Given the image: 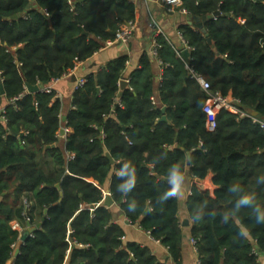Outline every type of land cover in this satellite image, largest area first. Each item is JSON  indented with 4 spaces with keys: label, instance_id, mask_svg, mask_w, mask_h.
I'll list each match as a JSON object with an SVG mask.
<instances>
[{
    "label": "trees",
    "instance_id": "obj_1",
    "mask_svg": "<svg viewBox=\"0 0 264 264\" xmlns=\"http://www.w3.org/2000/svg\"><path fill=\"white\" fill-rule=\"evenodd\" d=\"M181 3L180 11L205 19V34L179 27L190 49L189 65L213 93L229 95L244 111L264 118V0ZM30 6L29 0H0V104L8 102L0 123V264L9 262L19 236L10 223L25 226L24 199L39 220L47 214L13 264H64L67 257L68 264H161L148 247L123 244L122 227L101 204L108 181L123 217L164 246L172 264H182L186 236L179 202L165 199L174 165L184 177L203 180L211 174L217 187L211 197L193 185L185 203L193 220L187 238L194 241L198 263L260 264L264 224L255 216L264 214V133L225 111L209 131L207 96L187 76L184 60L174 59L158 37L156 58L170 62L158 103L150 100L154 82L147 56L118 98L125 58L116 59L74 91L64 151L47 149L57 141L61 103L52 91L32 94L26 86L45 87L91 59L134 19V7L129 0H35ZM162 106L166 122H158ZM125 163L129 168L120 175ZM130 178L133 187L118 190ZM244 196L252 203L238 207Z\"/></svg>",
    "mask_w": 264,
    "mask_h": 264
},
{
    "label": "crops",
    "instance_id": "obj_2",
    "mask_svg": "<svg viewBox=\"0 0 264 264\" xmlns=\"http://www.w3.org/2000/svg\"><path fill=\"white\" fill-rule=\"evenodd\" d=\"M134 7V22L136 25L133 36L128 44L124 45L121 43H115L111 46L102 47L97 53H95L91 59L83 63H78L75 65L73 71L68 75L61 77L58 80L51 81L44 88H47L55 93L56 98L61 103V112H60V129L56 136V143L52 146L58 148L61 151H64L66 139L71 135L72 131L69 129V132L65 133L64 130L66 127V116L69 111L72 109L71 100L72 95L75 91L76 81L80 79H86L89 75L95 74L101 69L105 68L110 62L119 59L125 58L124 70L122 78L120 81L127 82V89L129 87V76L131 73L136 71L139 68V60L142 56H147L151 62V72L153 74L154 82V96L150 98L154 100L156 105L158 97V89L160 88L162 82V75L164 69L170 66V62L164 61L160 62L157 58L153 57L151 54L152 43L156 38L160 37L169 47L170 51L174 55V59H183L182 52L187 48L184 40L182 39L179 31L180 26H187L186 21L181 16L180 7L181 0H172L170 5L162 6L159 3V0H129ZM30 7L32 8L35 0H29ZM155 27H154V26ZM192 28V27H190ZM193 30H197L192 28ZM88 36V35H86ZM181 56V57H180ZM165 59L169 60L170 56L165 55ZM187 74V73H186ZM42 88V87H41ZM124 89V90H125ZM118 94V98L122 91ZM27 91V89H26ZM41 92V91H40ZM28 93V91H27ZM119 104V101H117ZM8 105L7 101H2L0 104V109H4ZM158 106V105H157ZM160 106V105H159ZM162 112L161 118L158 122H166L167 119L164 115L165 109ZM162 117L165 118V121H160ZM65 118V121L63 120ZM0 123H3V120H0ZM27 135V133H24ZM22 145V144H21ZM50 147V146H48ZM47 147V149H48ZM109 155V154H108ZM110 156V155H109ZM66 161L71 159V155L65 154ZM111 158V157H110ZM112 160V159H111ZM113 163V160L112 162ZM114 175H118V172H114ZM193 185H197L202 188V190L208 191L209 195L213 197L214 191L217 187L212 183V175L208 174L203 180H197L186 175L183 179L181 194L179 195V215L178 220L181 228L186 236L182 248V264H199L198 257L196 254L195 248L190 244V239L187 238L190 228L192 226L193 220L190 215H188L185 203L191 194V188ZM109 181L106 182L105 186L101 188L102 192V206L104 207V200L107 196H110L109 193ZM24 212L22 217L24 219V225L22 226L17 220H14L10 223V227L13 224H17V229L19 236L15 243L11 246V258L7 264H13L15 258L20 254L21 248L24 246V241L21 240L23 233L27 232L29 235L35 231L37 224L41 222V219L38 218L37 211L33 210V204L23 200ZM107 208V207H105ZM95 209V207H94ZM111 211L113 215L114 222L122 227L124 232V237L122 239L123 244L127 243H137L141 246L148 247L152 254L156 257L159 263L161 264H172L167 249L162 246L159 242L152 240L148 233L142 231L138 225L130 224L122 215L119 208L113 203L110 208H107ZM32 213V214H31ZM25 216L30 220L33 217V223L30 224L26 222ZM188 221V226L183 227L182 223ZM12 229V228H11ZM29 237V236H28ZM68 258V257H67ZM67 258L64 264L67 263Z\"/></svg>",
    "mask_w": 264,
    "mask_h": 264
},
{
    "label": "built area",
    "instance_id": "obj_3",
    "mask_svg": "<svg viewBox=\"0 0 264 264\" xmlns=\"http://www.w3.org/2000/svg\"><path fill=\"white\" fill-rule=\"evenodd\" d=\"M160 5L162 6H168L172 3V0H159ZM182 14H187L184 10L180 11ZM45 16H47V13L43 11ZM154 26V25H153ZM155 27V26H154ZM136 25L134 20H131L124 25L120 26L119 29L116 31L114 39L111 41H107L105 43V46H111L115 43H121V44H128L131 40L133 33L135 31ZM160 48V46L156 43L154 40L152 43V49L151 54L153 57H157V51ZM186 50L189 52V48L187 47ZM181 57V56H180ZM190 58L187 62H185L184 70L187 73V76L194 80L196 84L201 88V91L207 96V102L203 107V113L206 117L207 121V127L209 131H213L216 128V116L220 111H225L231 115H233L236 120L241 119H249L252 123V125L256 126L259 130H261L264 133V118H259L257 116H253V113H249L244 111L239 107V102L232 97L228 96H221L219 93H213L211 91L209 83L205 80L203 76L198 74L194 68L189 65ZM85 79H80L76 81L75 90L80 89L84 86ZM41 92L50 93L51 90L42 87ZM152 104H155L154 100L151 99ZM4 111L3 109H0V120L2 119L4 121L3 117ZM65 133L69 132L68 128H65ZM72 158V156H71ZM26 222H29L30 219L25 216ZM12 230L15 231L17 229V224L12 225ZM29 237H33V235H29ZM158 242V241H157ZM190 244L194 247V241L190 240ZM260 264H264V257L261 258Z\"/></svg>",
    "mask_w": 264,
    "mask_h": 264
},
{
    "label": "water",
    "instance_id": "obj_4",
    "mask_svg": "<svg viewBox=\"0 0 264 264\" xmlns=\"http://www.w3.org/2000/svg\"><path fill=\"white\" fill-rule=\"evenodd\" d=\"M218 15H219V13L215 12L212 16L213 17H217ZM181 16H182V18H184V21H186V25L187 26L199 30L201 32V34H205V30L203 28V22L205 21L204 18L192 16V15H189V14H182V13H181ZM12 19H17V16L12 17ZM85 35H87V34H85ZM207 42H208V44H211V40L209 38L207 39ZM189 55L190 54H189V52L187 50L182 52V57H183V60L185 62L188 61ZM127 85H128L127 82L120 81L119 82L120 90H124L127 87ZM26 89H27L28 93H32V94L39 93L41 91V86H26ZM1 94L4 95V92H3L2 88H1ZM163 111L164 110H162V112ZM253 116H257V114L253 113ZM63 120L65 121V118ZM160 121H165V118L162 117V119ZM53 147L54 146H50V147H48V149L53 148ZM106 156L112 162L110 156L108 154H106ZM165 181L168 182L169 180H165ZM56 188L59 189V185H57ZM112 205H113V201L111 200L110 196H107L105 198V200H104V207L110 208ZM90 209L94 210V207L91 206ZM227 210H228V208H227ZM147 212H148V209L144 212V214H147ZM228 213L230 214L229 210H228ZM46 214H47V211L45 210L44 213H43V217L41 219V222L36 225L35 230H39L40 229L42 222L46 218ZM194 216L195 215H193V217ZM182 226L183 227L188 226V221L183 222ZM28 236H29V234L27 232L23 233L22 236H21V240L25 242L26 239L28 238Z\"/></svg>",
    "mask_w": 264,
    "mask_h": 264
},
{
    "label": "clouds",
    "instance_id": "obj_5",
    "mask_svg": "<svg viewBox=\"0 0 264 264\" xmlns=\"http://www.w3.org/2000/svg\"><path fill=\"white\" fill-rule=\"evenodd\" d=\"M128 168H129V164L125 163L120 171V175H124ZM183 179H184L183 173L175 165L172 166L169 174V181L171 184V188L165 194V199L170 197H176V198L179 197V195L181 194ZM134 184H135V180L130 178L129 181L125 185L120 186L118 190L126 192L127 190L131 189ZM251 203H252V197L244 196L238 200L237 206L239 207L243 205H250ZM135 208H136L135 204H129V211H135ZM255 222L257 224H264V214H257L255 216ZM241 234L243 235V233Z\"/></svg>",
    "mask_w": 264,
    "mask_h": 264
}]
</instances>
